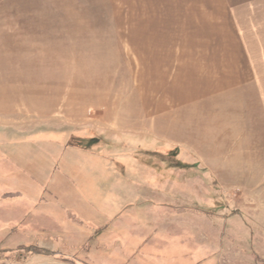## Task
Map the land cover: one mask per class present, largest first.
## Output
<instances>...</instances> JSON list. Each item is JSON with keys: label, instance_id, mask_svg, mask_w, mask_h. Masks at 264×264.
Returning <instances> with one entry per match:
<instances>
[{"label": "crops", "instance_id": "0c3cea01", "mask_svg": "<svg viewBox=\"0 0 264 264\" xmlns=\"http://www.w3.org/2000/svg\"><path fill=\"white\" fill-rule=\"evenodd\" d=\"M160 2L174 11L145 27L138 75L136 44L128 54L113 37L127 76L95 89L99 130L14 143L32 176L16 168L2 185L46 196L33 209L50 228L35 246L82 264H247L251 236L264 258V24L246 23L264 0ZM45 234L92 249L66 253Z\"/></svg>", "mask_w": 264, "mask_h": 264}, {"label": "rangeland", "instance_id": "374dc122", "mask_svg": "<svg viewBox=\"0 0 264 264\" xmlns=\"http://www.w3.org/2000/svg\"><path fill=\"white\" fill-rule=\"evenodd\" d=\"M174 7L160 0H0V264H82L63 253L54 255L41 244L35 246L39 236L33 233L50 228L35 217L33 208L42 197L10 194L14 190H6L1 177L16 168L32 176L30 168H23L32 167L30 162L16 163L14 143H65L63 131L71 129H93L92 134L86 131L92 137L98 129L96 102H101L94 99L95 89H101L104 81L126 82L124 59L111 50L113 37L119 36L116 40L124 43L128 54L132 41L136 44L137 56L128 59L138 75L143 68L139 49L144 46L145 27L153 29L158 13ZM246 23L257 34L263 32L264 12ZM83 118L87 126H80L86 124ZM3 143L13 144L5 148ZM31 149L29 145V156ZM44 202L46 196L40 203ZM248 214L254 218L255 211ZM44 236L60 251H75L63 238ZM253 240L251 236L256 245V236ZM254 245L256 260L247 264H264ZM84 248L90 249L82 245L75 252Z\"/></svg>", "mask_w": 264, "mask_h": 264}]
</instances>
